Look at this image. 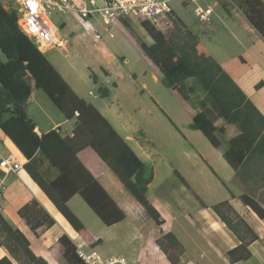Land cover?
Here are the masks:
<instances>
[{
	"label": "crops",
	"instance_id": "obj_1",
	"mask_svg": "<svg viewBox=\"0 0 264 264\" xmlns=\"http://www.w3.org/2000/svg\"><path fill=\"white\" fill-rule=\"evenodd\" d=\"M262 1L264 2V0ZM227 14L228 16L225 17L215 13L211 21L204 24L198 22L195 16V25L190 28L200 36L202 47L223 67L264 115V83L256 88L257 82L251 80L253 76H258L264 81V39L236 6L233 9L228 8ZM66 16L67 18L61 22L62 27H65L68 20L71 19L82 26L76 16L71 14ZM179 17L189 26L185 18ZM89 22L92 24V29L87 30V35L91 37L94 48L102 49L104 56L100 68L103 76L112 80V89H109V86L105 84L103 87H98V95L91 90L86 93L80 79L65 65L59 67L48 60L78 96L92 103L108 119L115 130L146 164L152 173V181L148 186V198L159 212L163 223L156 224L108 165L92 148L87 147L79 152L80 160L125 212L126 217L120 222L107 225L90 207L93 213L91 211L77 212L74 207L82 206L84 210L85 205H81L83 204L81 200L85 201L79 194H75L68 200L67 206L85 226L84 231H75L27 173L24 168L26 160L23 155L8 138L2 136L0 142L4 147L3 153L5 155L12 154L23 163L22 169L16 173L5 174L1 171L0 177L3 178L5 192L0 200V212L4 218L13 227L24 233L30 241L32 251L37 256L44 258L48 264H69L63 257L64 248L59 242V238L63 235H67L77 247L81 246L86 250L103 248L106 246L105 244L111 243L131 245L134 252L129 260L126 259L127 264H172L168 257L172 251L167 250V252L160 244V239L168 232H172L178 241L183 236L189 239V247H184V252L180 257L181 264H244L249 262L264 264V217L258 216L241 199L242 195H249L264 209V157L250 160L248 167L243 172H236L224 158L223 152L227 148V142L239 134L238 127L225 123L222 119L217 120L216 125L224 126L225 132L221 147H214L201 131L190 127L195 110L182 104L175 91L163 86L160 80L161 72L148 56L146 58L151 74L148 80L141 83L139 89L148 99L146 104L143 102L146 109L145 112L142 111V117H139L147 122V126H144L139 118L125 117L124 114L106 104L104 100L101 101L105 97L99 94V88L109 89L110 96L116 101L120 100L124 91L122 83H119L118 80L123 74L119 71L117 59L112 61L109 57V50L103 45V41L98 47L93 45L94 31L98 24L101 25L99 17L93 16ZM118 24L122 27L124 25L122 21ZM127 29L128 31L124 30L130 41L141 49L139 41H145L135 36L131 26ZM79 36L81 34L78 33L72 36L70 43L61 36L65 42L64 48L69 50L67 48L69 43L68 47L75 50L76 39ZM152 42L150 37L146 43L151 44ZM238 46L242 49L241 53L237 51ZM42 52L45 55V51ZM143 54L145 55L144 52ZM123 62L130 63L128 60H123ZM253 71L257 73L250 74ZM92 75L95 76V81ZM91 77L95 83L99 80V75L94 72ZM49 100H51L50 97L43 90L35 89L26 103L27 114L35 122L37 133L41 135L50 130H56L64 137H72L78 120L76 118L67 119L55 107L52 100L51 102ZM166 111H171L173 115L183 120L182 123H187L185 130L178 128L181 135L173 141L168 140L161 130L160 114L169 115L170 112ZM139 129L148 135L151 145L149 141L144 143L138 138ZM154 135L161 137L160 141L163 143L179 145V150L184 154L179 158L183 169L182 175L177 172L187 185V187L183 184L178 185V190L181 193H177L175 187L166 183L171 177L169 173L172 168L167 167L166 169L163 168L165 165L157 166L155 163L157 141H155ZM160 160L163 159L160 157ZM44 168L49 178L52 179L56 176L55 169H49L47 165ZM33 199H36L44 210L55 219L56 222L52 226L42 225L33 231L25 219L19 215V209ZM224 201L229 202L237 215L258 236L248 244L252 255L247 260L234 263L229 260L228 251L241 244L242 239L236 236L212 209L213 205ZM84 216L89 218L88 221ZM125 222L128 224L124 225V230L120 229L125 231L123 235L119 236L114 231L108 234L110 230H107L106 227L116 228L123 226ZM138 247L142 249L139 250ZM5 256H9V253L6 248L0 245V260Z\"/></svg>",
	"mask_w": 264,
	"mask_h": 264
},
{
	"label": "trees",
	"instance_id": "obj_2",
	"mask_svg": "<svg viewBox=\"0 0 264 264\" xmlns=\"http://www.w3.org/2000/svg\"><path fill=\"white\" fill-rule=\"evenodd\" d=\"M246 16L264 39V2L262 0H231ZM171 29L163 31L148 20L141 26L152 38L147 44L139 41L146 56L159 68L161 83L176 92L180 102L195 110L190 123L201 131L210 143L220 148L225 132L216 121L234 124L239 134L227 142L223 156L236 172H243L249 161L264 157V115L247 97L233 78L201 45L200 36L174 12L169 13ZM129 28V20L121 19ZM0 128L23 155L24 168L39 185L58 211L77 232L85 229L82 221L67 206L68 200L79 194L88 206L107 225L122 221L126 214L80 160L79 152L90 147L115 173L128 192L143 206L146 213L161 225L159 212L148 198L152 173L129 144L115 130L108 119L90 102L81 98L70 87L54 65L35 43L21 30L18 14L7 9L0 1ZM94 81L96 80L93 76ZM264 81L256 85L262 86ZM35 89L43 90L67 119L76 118L78 124L72 137H64L56 130L39 135L35 122L28 116L26 103ZM110 90L99 88L102 97ZM56 170L49 178L44 166ZM180 178L181 175L177 173ZM1 175V170H0ZM241 199L264 217V209L249 195ZM212 209L242 243L228 251L234 263L247 260L252 253L248 248L258 236L237 215L228 201L213 205ZM31 229L52 226L56 221L41 204L33 199L18 211ZM63 257L69 264H86L77 254V246L67 236L59 238ZM172 264H181L184 247L172 232L160 239ZM0 245L9 256L0 264H48L37 256L30 241L18 228L13 227L0 212ZM167 251V252H168Z\"/></svg>",
	"mask_w": 264,
	"mask_h": 264
},
{
	"label": "rangeland",
	"instance_id": "obj_3",
	"mask_svg": "<svg viewBox=\"0 0 264 264\" xmlns=\"http://www.w3.org/2000/svg\"><path fill=\"white\" fill-rule=\"evenodd\" d=\"M170 5L175 13H177L179 16H182L185 18L186 22L189 24V27H194L195 25V15H194V9L195 6L200 5L202 7H206L207 5H212L214 8L215 13H219L224 15L225 17L228 16L227 9H233L235 7V4L231 0H172L170 2ZM214 13V14H215ZM213 14V17H214ZM66 14H62L59 12H54L52 14V19L55 23L59 26L60 34L64 38V40H67V42L70 43V38L74 36L76 33L81 34L76 39V47L74 49H70L67 45V48L69 50H66V48H47L45 51V56L47 59H49L51 62H53L57 66L65 65L66 68H68L74 75L77 76L78 79L82 82L83 90L88 93L91 91H94L96 95H98V87L99 86H109V89H112V80L109 79V81H106V77L103 76L100 63L103 59V52L102 49H96L92 46L91 37L87 35V29L83 25L80 26L79 24H76L75 20H68V23L65 27H62L61 22L62 20L66 19ZM130 22V26L132 31L134 32L136 37H140L141 40H144L145 43L150 40V37L148 36L147 32L144 30V28L141 26V21L138 18H128ZM101 24V23H100ZM111 30L114 32L115 37L109 38L107 34L104 32V27L102 25L98 24V27L96 28L97 31L102 32L103 34V45L107 47L109 50V57L112 59H117L118 62H116L119 65V71L123 76L121 77L118 82L122 83L123 85V91L124 94L120 96V100L116 101L112 96H110V93L105 98H102L101 101L104 100V102L110 106H112L113 109L118 111L121 114H124L126 116H131L135 118L142 117L141 113L142 111L145 112L146 109V102L148 99L144 97V95L141 93V83L145 80H148L151 74L149 62L147 61V56H145L142 52V50L135 46L130 39L128 38L126 31L128 29L123 25L120 26L117 23L110 26ZM164 31H169L171 29V23L170 27H164ZM126 31H125V30ZM103 46V47H104ZM238 52H242V49L240 46L237 47ZM0 58L5 60V56L0 50ZM123 60H128L130 63L125 64ZM112 63V62H111ZM96 73L99 75V80L95 83L91 77V74ZM257 72L253 71L250 74L255 75ZM251 80H255L257 83H260L262 81V78L259 79L258 76H253ZM104 81V82H103ZM163 88V86H162ZM245 88V86H244ZM164 89V88H163ZM130 91H133L134 93H131ZM146 94V93H145ZM51 102V100H49ZM144 102V104H143ZM56 107V106H55ZM169 110V109H168ZM169 115L160 114L161 117V130L163 132V135L170 141H173L175 138L179 137L181 135L179 133V129H184L187 127V123H182L183 120L179 119L176 115H173L171 111ZM140 119V118H139ZM142 124L144 126H147V122L145 120H141ZM152 130V128H151ZM150 130V131H151ZM138 138L142 140V142L146 143L149 141L148 135L144 133L141 129H139V132L137 133ZM155 141H157L155 147V151L157 152V157L155 159V163L157 166L165 165L163 168L170 167L172 168L169 175L171 176L170 179L166 181L170 186L175 187V191L177 193H181V191L178 190V185L183 184L187 187V185L181 180L177 172L181 174L182 168L180 165V159L182 156H184L183 153L179 150V145H174L169 142H161V137H158V135H154ZM150 145L151 142L149 141ZM0 150L4 152V147L2 143L0 142ZM160 157L163 160H160ZM176 170V171H175ZM166 174V173H165ZM182 175V174H181ZM80 199V198H79ZM83 204L85 205V208L83 210L82 206L79 207L76 205L75 210L77 212H92V210L89 208V206L81 200ZM85 220L88 221L89 218L85 217ZM128 223H124L123 226H119L116 228H107V230H110L109 233H112L111 231H114L119 236L123 235L125 231H121L120 229L124 230V225H127ZM182 240V241H181ZM179 242L181 245L185 248L188 246L189 239L186 237H182ZM103 248L98 247L97 250L103 259H110V258H121L124 257L125 259L129 260L130 257L133 255L134 248L130 245H118L117 243H111V244H105ZM189 247V246H188ZM139 250L142 248L138 247ZM90 251V250H88ZM148 252V251H147ZM222 264V263H220ZM244 264H255V263H244Z\"/></svg>",
	"mask_w": 264,
	"mask_h": 264
},
{
	"label": "built area",
	"instance_id": "obj_4",
	"mask_svg": "<svg viewBox=\"0 0 264 264\" xmlns=\"http://www.w3.org/2000/svg\"><path fill=\"white\" fill-rule=\"evenodd\" d=\"M7 9H13L18 14V23L23 33L32 40L40 51L47 48H64L65 42L60 36L59 26L52 19L54 12L76 16L87 30L92 29L89 19L98 16L104 32L110 38L115 36L110 26L121 19L138 18L148 20L164 31L170 27L169 13L173 11L172 0H0ZM195 1V0H194ZM195 16L201 24L209 23L214 14L212 5L202 7L197 5ZM103 34L94 31L93 45L98 47ZM106 81L109 77L106 76ZM0 128V138L2 132ZM23 163L12 154L5 155L0 150V170L5 174L16 173L22 169ZM5 192L3 178L0 177V200ZM78 256L86 264H127L126 259L110 258L104 260L95 250L77 247Z\"/></svg>",
	"mask_w": 264,
	"mask_h": 264
},
{
	"label": "bare ground",
	"instance_id": "obj_5",
	"mask_svg": "<svg viewBox=\"0 0 264 264\" xmlns=\"http://www.w3.org/2000/svg\"><path fill=\"white\" fill-rule=\"evenodd\" d=\"M23 175V174H22Z\"/></svg>",
	"mask_w": 264,
	"mask_h": 264
}]
</instances>
